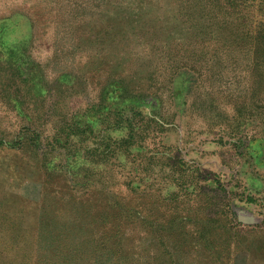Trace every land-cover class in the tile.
Instances as JSON below:
<instances>
[{
  "label": "rangeland",
  "instance_id": "1",
  "mask_svg": "<svg viewBox=\"0 0 264 264\" xmlns=\"http://www.w3.org/2000/svg\"><path fill=\"white\" fill-rule=\"evenodd\" d=\"M0 264H264V0H0Z\"/></svg>",
  "mask_w": 264,
  "mask_h": 264
},
{
  "label": "water",
  "instance_id": "2",
  "mask_svg": "<svg viewBox=\"0 0 264 264\" xmlns=\"http://www.w3.org/2000/svg\"><path fill=\"white\" fill-rule=\"evenodd\" d=\"M245 220L247 221V222H253V218L252 217H245Z\"/></svg>",
  "mask_w": 264,
  "mask_h": 264
}]
</instances>
